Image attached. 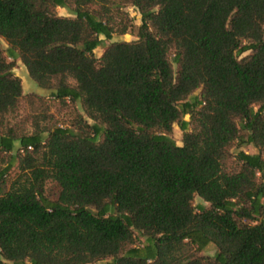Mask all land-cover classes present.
<instances>
[{
  "label": "trees",
  "instance_id": "16d2710c",
  "mask_svg": "<svg viewBox=\"0 0 264 264\" xmlns=\"http://www.w3.org/2000/svg\"><path fill=\"white\" fill-rule=\"evenodd\" d=\"M0 39V264H264V0H0Z\"/></svg>",
  "mask_w": 264,
  "mask_h": 264
},
{
  "label": "rangeland",
  "instance_id": "374dc122",
  "mask_svg": "<svg viewBox=\"0 0 264 264\" xmlns=\"http://www.w3.org/2000/svg\"><path fill=\"white\" fill-rule=\"evenodd\" d=\"M57 10H58L59 14L68 15V16L72 15V13L67 8L58 7ZM127 10L130 12L131 17L134 19V22L137 25H140L141 24V17H142L140 12L133 6H129ZM101 37H102V39H104V43L101 47H99L95 51L98 56H101L103 54V52L105 51L107 46L112 41H124V40L130 41V40L137 39L136 35H133V34L116 35L112 41L106 40L104 36H101ZM0 45L4 50H6L8 47V43L4 39H0ZM15 73L19 77H21V79L23 81L24 90L26 93L37 92V93H40V94H42L48 98H51L50 97L51 91L42 89L38 86V84L30 77L26 66L22 63L21 60L18 61V65L15 69ZM52 106H53V112H55V114L58 116V118L64 123L71 121L73 116L76 113L75 111L77 110V108H75L74 106H71V107H67L63 111L59 112V111H57L58 107L55 103H52ZM78 109L81 110L80 107ZM186 119H189V116H187ZM90 122H93V121L90 120ZM174 138L178 144L182 145L183 130L177 124L174 127ZM239 149H242L248 153H257L258 152V150L253 145H244L241 148H234L233 151L237 152ZM17 173H18V167H17V164H15L14 168L12 169V171L10 173L9 179L12 177H15ZM194 205H195L196 209H200V207H202V206L210 207V203L204 201L200 196L195 197ZM146 242H147L146 236H144L141 232L136 231V243L138 245H143ZM217 252H218V248L216 247V245L211 244L205 250L201 251L200 254L203 256H206V257H215ZM112 261H113L112 258H109V259H106L103 261H99L96 264H110Z\"/></svg>",
  "mask_w": 264,
  "mask_h": 264
},
{
  "label": "crops",
  "instance_id": "0c3cea01",
  "mask_svg": "<svg viewBox=\"0 0 264 264\" xmlns=\"http://www.w3.org/2000/svg\"><path fill=\"white\" fill-rule=\"evenodd\" d=\"M19 61V60H18Z\"/></svg>",
  "mask_w": 264,
  "mask_h": 264
}]
</instances>
